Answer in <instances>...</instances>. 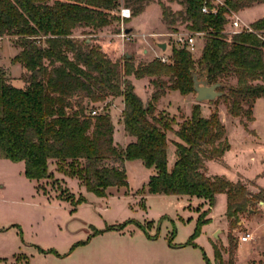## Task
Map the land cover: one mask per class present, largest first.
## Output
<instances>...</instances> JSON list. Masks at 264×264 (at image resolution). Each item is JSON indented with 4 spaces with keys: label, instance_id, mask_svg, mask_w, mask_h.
Returning a JSON list of instances; mask_svg holds the SVG:
<instances>
[{
    "label": "trees",
    "instance_id": "obj_1",
    "mask_svg": "<svg viewBox=\"0 0 264 264\" xmlns=\"http://www.w3.org/2000/svg\"><path fill=\"white\" fill-rule=\"evenodd\" d=\"M151 1L124 0L132 4L131 16ZM204 1L181 0L184 8L177 11L158 1L161 18L171 32L178 31L174 25L179 18L181 30L203 33L198 58L173 46L166 62L155 58L135 65L130 57L111 59L99 45L73 33L82 29L97 34L114 21L113 33H119L118 12L126 6L121 0H0V37L16 38L20 49L12 62L22 67L24 83V87L15 86L0 64V159L23 161L27 178L58 184L49 170L52 161L58 172L76 178L87 191L101 197L108 187H126L125 161L139 159L153 168L147 182L149 193L197 196L209 207L223 193L229 228H235L239 214L264 201V187L252 192L241 180L207 174L206 163L220 159L229 149L217 108L203 116L200 105L194 103L176 129L173 117L155 113V103L167 92H193V71L209 84H222L221 98L228 102L227 112L233 118L252 121L254 102L264 96L263 42L251 32H223L231 11L264 0H224L215 12L211 11L214 4L206 0V13L202 12ZM251 26L264 29V17ZM144 78L152 85L147 101L134 85L135 79ZM225 78L235 80L227 91ZM108 97L122 98L121 122L124 134L132 138L125 146L114 142L109 113H91L98 110L95 104ZM168 132L176 137V159L170 169ZM61 192L66 198L72 196L67 187ZM209 220L200 213L198 225ZM228 239L233 257L237 242L230 232ZM213 258L226 264L216 246ZM207 264L211 263L207 260Z\"/></svg>",
    "mask_w": 264,
    "mask_h": 264
},
{
    "label": "rangeland",
    "instance_id": "obj_2",
    "mask_svg": "<svg viewBox=\"0 0 264 264\" xmlns=\"http://www.w3.org/2000/svg\"><path fill=\"white\" fill-rule=\"evenodd\" d=\"M158 1L152 0L138 15L124 19L119 33H113L116 21L97 34L82 29L73 33L79 38L87 37V41L99 45L102 51L118 52L119 60L128 54L135 65L167 56L173 46L183 47L169 34L171 30L161 18ZM160 1L175 11L184 8L181 0ZM212 1L217 5L224 2ZM121 3L126 5L124 0ZM126 7L132 11V4ZM233 12L243 23L252 25L264 17V3ZM130 26L132 31L123 35L122 28ZM174 26L181 30L183 23L178 18ZM15 41L13 36L0 37V64L15 86L24 87L20 80L23 69L12 62L20 49ZM157 42L165 43V49L162 50ZM201 44L200 35L191 52L194 59L198 58ZM160 51L165 54L161 55ZM224 81V91L235 85L233 78ZM134 85L140 97L147 101L152 90L148 78L135 79ZM121 99L108 97L95 107H98L97 113L110 114L114 142L124 146ZM194 103H197L194 92L181 95L176 90L169 91L155 103V113L173 117L176 129L177 124L190 115ZM198 104L203 116L217 108L229 142L224 160L219 162L221 157L210 162L207 174L224 176L231 181L241 180L252 192L264 187V96L254 102L252 121L231 117L227 112L228 102L221 96L214 103ZM167 138L166 159L167 169H170L176 159L173 143L176 137L168 132ZM124 168L127 186L107 188L101 197L87 191L76 178L58 174L52 161L49 169L55 173L58 184L51 180L29 179L24 174L23 161L1 158L0 264H207V260L218 264L213 259L214 246L221 253L222 263L233 264L228 252V232L238 242L237 264H247L264 251V201L253 203L251 210L239 214V221L245 222L239 224L238 221L236 227L230 229L228 219L225 222V194H217L214 205L209 207L197 196L149 193L147 182L153 168L146 167L139 159L126 160ZM64 187L72 193L70 198L61 192ZM80 197L83 200L79 201ZM200 213L210 220L198 225ZM245 232L253 237L242 242L239 236Z\"/></svg>",
    "mask_w": 264,
    "mask_h": 264
},
{
    "label": "built area",
    "instance_id": "obj_3",
    "mask_svg": "<svg viewBox=\"0 0 264 264\" xmlns=\"http://www.w3.org/2000/svg\"><path fill=\"white\" fill-rule=\"evenodd\" d=\"M210 1L214 4V7H212L211 11L215 12L217 4L212 0H210ZM208 11H209V9H208V6H207L206 0H205L203 7H202V12L206 13ZM118 14H119V17L121 18V25H122L124 19L131 17V10H130V8H128L126 6H121ZM227 17H228V22L226 25L228 26V28H226V26H225L223 32H226V33L231 34V35L236 34V33H240V32H251V33L255 34L264 44V29H255L250 24L243 23L241 21V19L239 18V16L236 13H234L233 11H231ZM124 29L125 28L123 27L122 28L123 35L128 34V33L123 32ZM169 34L174 37L175 42L177 44L181 45L183 48L187 49L189 52H192L195 48L196 37L202 35L203 33L202 32H190L187 30H178L175 32H171ZM159 59L162 62L167 61L166 56H160ZM96 112H97V110L91 111L92 114H95ZM250 238H251V236H250L249 232H245L239 236L240 241H247Z\"/></svg>",
    "mask_w": 264,
    "mask_h": 264
},
{
    "label": "water",
    "instance_id": "obj_4",
    "mask_svg": "<svg viewBox=\"0 0 264 264\" xmlns=\"http://www.w3.org/2000/svg\"><path fill=\"white\" fill-rule=\"evenodd\" d=\"M131 31V28H125L123 30L124 33H129ZM158 46L164 50L166 44L161 42L158 43ZM126 57H129V55L127 54ZM191 76L193 81V92L195 93V101L197 103L211 101L222 96L223 92L218 90V88L222 86L221 83L209 84L206 78L204 76H199L196 71H193Z\"/></svg>",
    "mask_w": 264,
    "mask_h": 264
},
{
    "label": "crops",
    "instance_id": "obj_5",
    "mask_svg": "<svg viewBox=\"0 0 264 264\" xmlns=\"http://www.w3.org/2000/svg\"><path fill=\"white\" fill-rule=\"evenodd\" d=\"M128 28H131V29H133L131 26L130 27H128ZM158 43V42H157ZM111 59H113V60H119L120 59V55H118V52H116V53H113V52H108V51H104ZM143 52H146L145 50L143 51ZM147 52H149V51H147ZM154 52V51H153ZM161 53V55L162 54H165V51H160ZM16 54V53H15ZM122 100V99H121ZM121 104H122V108H123V102L121 101ZM122 108H121V111H122ZM225 129H226V127H225ZM126 136V135H125ZM132 140V138L130 137V136H126V144L129 142V141H131ZM227 141H228V139H227ZM229 143V142H228ZM125 144V145H126ZM124 145V146H125ZM227 151L228 150H226L225 152H224V154H223V156H222V158H221V160H219V162L220 161H223L224 159L223 158H225V156H226V153H227ZM215 162V161H217V160H210V161H208L206 164H207V168H208V164L210 163V162ZM54 169H56V165L54 164ZM209 169V168H208ZM54 175H55V173L53 172V170H51V169H49ZM58 174H60V175H62V176H64L65 177V175H63V174H61V173H58ZM68 177V176H67ZM238 177V176H237ZM71 178V177H70ZM232 181H236V180H232ZM112 187H115V186H112ZM108 188H110V187H108ZM260 204L262 203V202H259ZM225 222H227V218H225ZM245 221L244 220H242V222L241 221H239V224H241V223H244ZM250 233V232H249ZM250 236H251V238L249 239V240H251L252 239V234L250 233ZM249 240H247V241H249ZM247 241H242V242H247ZM237 244H238V242H237ZM264 251H262L261 252V254L259 255V258H257V259H251V260H249L248 261V263L247 264H251L252 262H255V263H263L264 262ZM214 259V258H213ZM233 261H234V263L233 264H237L238 263V260H237V247L234 249V254H233ZM264 264V263H263Z\"/></svg>",
    "mask_w": 264,
    "mask_h": 264
}]
</instances>
